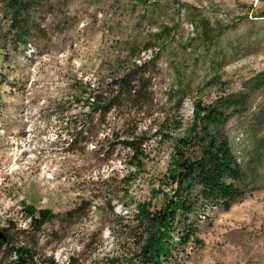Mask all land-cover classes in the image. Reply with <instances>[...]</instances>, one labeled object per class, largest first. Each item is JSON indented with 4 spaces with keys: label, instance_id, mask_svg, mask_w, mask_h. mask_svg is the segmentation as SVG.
Listing matches in <instances>:
<instances>
[{
    "label": "rangeland",
    "instance_id": "374dc122",
    "mask_svg": "<svg viewBox=\"0 0 264 264\" xmlns=\"http://www.w3.org/2000/svg\"><path fill=\"white\" fill-rule=\"evenodd\" d=\"M22 1L0 0V264H153L138 210L176 195L163 264H264V0ZM213 135L243 172L229 209L171 176Z\"/></svg>",
    "mask_w": 264,
    "mask_h": 264
},
{
    "label": "trees",
    "instance_id": "16d2710c",
    "mask_svg": "<svg viewBox=\"0 0 264 264\" xmlns=\"http://www.w3.org/2000/svg\"><path fill=\"white\" fill-rule=\"evenodd\" d=\"M13 5H22V0H11ZM95 109L103 108L97 100L93 101ZM213 110L207 112L208 116ZM216 115V113H213ZM200 115L198 112L197 116ZM204 116V117H208ZM203 117V118H204ZM207 145H203V153L200 158H193L185 154V147L189 146L187 138H180L176 145L178 154L175 160V170L171 172L173 181L178 185L186 183L189 188L199 186L200 193L197 195V205L206 203L222 204L225 209H229L233 201L240 195V188L236 185L243 177L242 168L237 160L236 154L230 146L227 138H219L213 135ZM129 148H135L134 143L127 141ZM133 157H137L133 156ZM31 214L35 227L39 228L43 223L51 218L48 210H40L36 213L35 209L27 208ZM193 210V205L189 203L187 197L176 195L165 202V205L156 210L143 208L139 209V219L141 222H148L156 230L150 232L143 246V252L148 261L153 264H163V259L172 251V225L177 217L186 216ZM192 231H188L180 237L181 243L189 241ZM3 241H0V248ZM15 257L13 264H30L34 259L33 250L27 245L19 247L13 246ZM12 264V263H8ZM115 264V262L111 263ZM138 264H145L140 261Z\"/></svg>",
    "mask_w": 264,
    "mask_h": 264
},
{
    "label": "water",
    "instance_id": "95a60500",
    "mask_svg": "<svg viewBox=\"0 0 264 264\" xmlns=\"http://www.w3.org/2000/svg\"><path fill=\"white\" fill-rule=\"evenodd\" d=\"M7 235L2 231L0 232V240L2 239L3 241H6L7 240Z\"/></svg>",
    "mask_w": 264,
    "mask_h": 264
}]
</instances>
